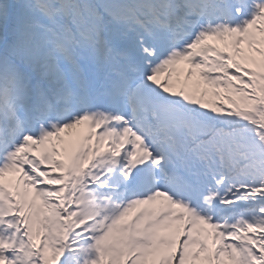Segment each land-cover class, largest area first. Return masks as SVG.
I'll return each instance as SVG.
<instances>
[{"label":"snow or ice","instance_id":"6c2138e0","mask_svg":"<svg viewBox=\"0 0 264 264\" xmlns=\"http://www.w3.org/2000/svg\"><path fill=\"white\" fill-rule=\"evenodd\" d=\"M0 264H264V0H0Z\"/></svg>","mask_w":264,"mask_h":264}]
</instances>
